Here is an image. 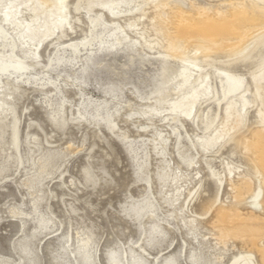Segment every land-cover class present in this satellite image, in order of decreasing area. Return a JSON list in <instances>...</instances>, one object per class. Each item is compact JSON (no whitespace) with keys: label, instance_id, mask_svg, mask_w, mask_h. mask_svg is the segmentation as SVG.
Returning a JSON list of instances; mask_svg holds the SVG:
<instances>
[{"label":"bare ground","instance_id":"bare-ground-1","mask_svg":"<svg viewBox=\"0 0 264 264\" xmlns=\"http://www.w3.org/2000/svg\"><path fill=\"white\" fill-rule=\"evenodd\" d=\"M147 9L155 11L148 18L151 29L155 32L151 31L156 34L155 40H147L143 34L149 29L138 24L146 17ZM70 10L85 13L89 35L64 44L61 39L68 30L73 29L72 20L79 21L76 15L70 16ZM103 12L110 15L108 21L103 19ZM132 14L137 17H128L123 24L118 21L122 16ZM98 26L113 34L124 33L126 29L141 32L138 35L143 43L136 39L133 45L139 44L149 50H153L155 46L163 49L156 53L162 60L156 73L154 92L162 95L168 92L169 86V90L174 92V98L166 102L155 101L148 107V112L152 115L164 110L173 119L198 117L200 109H195L198 104L210 100L217 103L215 113H203L201 136H195V142L190 141L196 155H180L179 158L187 169L194 171L193 176L197 179L200 175L197 156H204L215 148L219 151L233 141V149L230 151L232 154L243 151L249 155L247 169L239 171L240 167L226 162V169L219 172L204 160L208 176L214 183V190L201 203L200 212L196 213L191 206L199 195L201 177L195 186L184 188V183L189 182L192 176L180 184L184 173H168L162 168L156 174L161 187H166L167 183L174 184V187L172 190L159 192L162 195L161 201L163 205L173 207L169 217L176 214L174 210L178 211L186 236L195 239L201 225L211 219L214 220L211 224L216 234L209 235L238 240L242 249L227 264H264V0H238L218 5L204 0H0V148L7 151L4 155L6 159L0 162V176L7 169L5 161L16 158L19 165L23 163L19 118L13 102L18 83L35 84L47 99L45 87L55 86L58 78H51L49 70L53 71L65 61L59 54V47L67 49L71 56L69 59L74 60L81 49L90 47L101 36V32H94ZM52 37L56 53L53 57L49 56L47 62L40 66L41 71L37 72L35 67L39 66V49ZM116 41L120 44L117 38ZM86 59L90 60L89 57ZM171 59H175L177 64H171ZM240 66L247 68L249 81L238 71ZM85 71V68H81L80 75ZM64 102L61 100L57 103L56 109L51 113L50 121L56 130H61L65 124L60 116ZM221 104L223 107L220 114ZM251 111L253 122L250 124L249 135L236 138V134L247 126ZM101 120L108 130L115 128L110 113H106ZM6 129H9L8 141L4 140ZM120 138L124 143L128 139L125 134H121ZM157 138L164 142L161 135L157 134ZM126 144L131 148V144ZM32 145L34 148L38 146L37 143ZM154 150L156 155L164 156L162 147H155ZM29 152L34 154L33 149ZM59 156L54 150L40 154L36 161L26 159L27 163H31L27 168L23 186L31 197V208L28 213H24L22 209L17 213H10L12 220L19 222L18 232L24 233L26 226L32 223L29 233L18 242L19 262L23 260L24 264H36L33 243L37 241L39 247L52 234H55V240L64 243L58 245L55 259L58 258L59 249L64 250L65 244L69 247L70 236L65 233L57 234L62 223L58 222L56 225L53 222L55 219L51 218L52 213L39 210L40 202L44 198L38 195L41 193L38 186L48 178L49 169ZM162 160L167 163L165 159ZM145 164L146 161H142L138 164V169ZM83 173L87 183H94L93 176L87 169ZM144 182L147 185L146 194H151L150 178L146 177ZM224 182H227L226 200L229 201H221L220 198ZM158 207L160 205L145 197L140 204H132L127 210V216L137 223L138 231L145 217H155L150 221L148 229L141 230L145 246L150 249L161 248L166 235L160 222L167 220L156 217L155 211ZM241 207L245 212L240 210ZM92 236V233H87L85 237L78 239L76 247L70 252L74 264H95ZM201 238L207 239L205 235H201ZM185 246L184 240L182 246L175 253L165 256L161 264H179L178 259L184 253ZM139 248L144 252L143 246ZM213 257L212 260L204 254H196L193 249L187 255L190 264H218V259ZM153 259L156 261V258ZM105 261L107 264H148L133 249H129L128 253L108 249L105 252ZM1 264L7 262L2 261Z\"/></svg>","mask_w":264,"mask_h":264},{"label":"rangeland","instance_id":"rangeland-1","mask_svg":"<svg viewBox=\"0 0 264 264\" xmlns=\"http://www.w3.org/2000/svg\"><path fill=\"white\" fill-rule=\"evenodd\" d=\"M204 1L218 5L238 0ZM166 10L170 12L169 9ZM153 11L147 9L146 17L138 23L149 29L146 31L149 33L143 34L147 40L150 38L155 40L156 37L148 19L154 14ZM70 13L71 17L76 15L79 21L72 20L73 29L68 30L61 39L64 44L89 35L85 13L83 11L76 13L73 10H70ZM103 16L106 21L110 19L107 12H103ZM128 17L137 16L135 14L122 16L118 21L123 24ZM102 28L98 26L95 29L94 32H101V36L93 41L90 47L81 49L74 60L69 59L71 56L67 49L59 47V54L65 61L53 71L49 70L51 78L55 79L56 76L58 78L55 86L45 87L47 99L35 84L18 83L17 95L13 102L19 118L20 153L23 163L19 165L16 158L5 161L7 169L0 176V264L2 261H6L7 264H24L23 260L19 262L18 242L29 233L32 223L26 226L24 233L18 232L19 222L13 221L11 214L12 211L17 213L20 209L28 213L31 208V197L23 186L27 168L31 163H27L26 159L37 160L40 154L54 150L60 156L51 165L48 178L38 186L41 190L38 195L44 198L40 202L39 210L52 213L50 216L55 219H52L53 222L56 225L58 222L62 223V228L57 234L65 233L71 239L69 247L65 244L64 250L59 249L57 259L54 258L57 255L55 251L58 245L64 243L55 240V234H52L50 239H45L39 247L35 241L32 249L36 264H74L70 252L76 247L78 239L85 237L87 233L93 235L92 252L95 264H107L105 252L108 249H115L120 253L122 251L128 253L129 249H133L135 254L144 257L148 264H161L163 258L175 253L184 240L186 246L178 259L179 264H190L187 255L192 249L196 254H204L212 260L215 256L218 264L229 263L234 255L240 253L242 249L240 242L236 239H221L217 235L213 237L209 235L215 233L211 224L214 220L211 219L201 225L195 239L186 236L178 211L174 210L176 214L169 217L173 207L163 205L162 195L159 193L161 190H172L174 184L167 183V186L162 188L156 174L162 168L168 173H184L180 184L192 176L189 182L184 183V188L195 186L201 177L199 195L191 206L194 212L199 213L201 203L210 197L214 190V183L208 176L204 160L219 172L226 169L224 165L226 162L240 167L239 171H245L249 155L243 151H235L232 154L230 151L233 149V141L219 151L215 148L204 156L200 154L197 156L200 162L197 166L200 168V175L197 179L194 178V171L187 169L179 156L196 155L190 141L195 142V136H201L203 113H215L217 103L210 100L198 104L195 108L200 109L198 117L173 119V116L164 110L152 115L148 112V107L155 101L166 102L174 98V92L169 90V86L168 92L162 95L154 92L156 73L162 60L156 53L161 48L155 46L153 51L147 47L142 48L139 44L133 45L136 39L143 43L138 35L141 32L126 29L124 33L113 34L108 30L103 31ZM113 43L114 46H111ZM55 53V41L52 37L39 49V66L35 67V71H41L40 66ZM87 57L90 60H87ZM169 62L177 64L175 59ZM81 68L86 70L83 75H80ZM238 71L249 81L246 67L240 66ZM76 78L78 79L74 82L73 79ZM215 84L217 85V81ZM61 100L65 101L60 114L65 124L61 130H56L50 117L52 111L56 109V104ZM49 103L50 106H47ZM222 107L223 104L219 108L220 114ZM106 113L112 115L115 124L111 131L101 120ZM252 117L253 111L248 114L247 126L236 134V138L249 135ZM6 130L4 140L8 141L9 129ZM121 134L127 136L126 142L131 144V148L121 140ZM157 134L161 135V139L164 138V142L159 141ZM33 143H37L38 146L34 148ZM155 147L163 148V157L155 154ZM5 148L6 146L3 150ZM30 149L34 150V154L29 152ZM6 152L0 148V162L6 159L4 156ZM142 161H146V164L139 170L138 164ZM84 169L93 176L94 183L85 181ZM146 177L150 178L151 194H146L147 185L144 182ZM227 189V182H224L221 201L228 197ZM145 197L160 205L155 211L156 217L167 220L160 222L166 235L159 249L147 248L143 241L144 236L141 235V230L148 229L150 221L155 217H145L138 231L137 223L127 216L130 205L140 204ZM177 207L178 205L175 206ZM240 210L245 212L242 207ZM52 229L54 230L55 226ZM200 234L205 235L207 239L201 238ZM139 246H143L144 252ZM153 258H156V261H153Z\"/></svg>","mask_w":264,"mask_h":264}]
</instances>
